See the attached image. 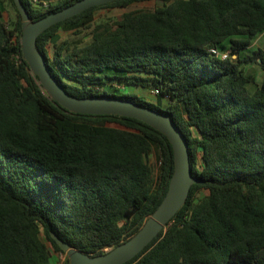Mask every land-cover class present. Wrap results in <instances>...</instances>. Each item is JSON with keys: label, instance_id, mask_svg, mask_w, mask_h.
<instances>
[{"label": "trees", "instance_id": "1", "mask_svg": "<svg viewBox=\"0 0 264 264\" xmlns=\"http://www.w3.org/2000/svg\"><path fill=\"white\" fill-rule=\"evenodd\" d=\"M7 1L14 17L6 22L0 7V264H52V252H65L51 233L104 254L164 198L172 146L134 118L72 113L53 101L23 57L21 17ZM76 1L21 0L32 21ZM139 1L91 7L36 40L68 94L149 107L186 140L198 182L165 230L124 264H264V0H153L152 10L130 9ZM116 7L120 17L93 21L95 11ZM60 29L91 39L60 41ZM247 65L259 67L260 81ZM134 87L158 93L149 100Z\"/></svg>", "mask_w": 264, "mask_h": 264}, {"label": "water", "instance_id": "2", "mask_svg": "<svg viewBox=\"0 0 264 264\" xmlns=\"http://www.w3.org/2000/svg\"><path fill=\"white\" fill-rule=\"evenodd\" d=\"M21 17V50L31 72L50 98L72 113L117 115L139 120L166 136L173 150V173L167 192L155 211L127 241L110 248L104 254L89 255L72 248L56 234L51 237L63 250L69 264H124L139 254L161 231L185 203L190 187L198 180L191 174L188 146L184 135L169 115L130 100L111 97L78 98L68 94L56 81L42 53L36 48L38 36L49 27L83 11L117 0H79L60 10L32 21L21 0H13Z\"/></svg>", "mask_w": 264, "mask_h": 264}, {"label": "rangeland", "instance_id": "3", "mask_svg": "<svg viewBox=\"0 0 264 264\" xmlns=\"http://www.w3.org/2000/svg\"><path fill=\"white\" fill-rule=\"evenodd\" d=\"M159 3L153 1V0H145V1H139V2H134L131 4L130 9H143V10H152L154 7L158 6ZM0 7L3 9V18L6 22H9L13 17H14V12L9 5L7 0H0ZM124 12L123 8H103L95 11L92 15L93 21H99L101 19H110V18H118L120 15ZM76 31H70V30H64L60 29L57 33V36L59 40H64V39H70V41H77L80 44H85L90 41V35L88 31H84L82 33H75ZM252 50V47H247L245 50L242 51L243 55L246 53H250ZM48 52L51 54L52 53V46L51 44L48 45ZM235 57V56H233ZM255 66V65H254ZM256 69V74L255 78L256 80L260 81L262 77V72H260L259 67L255 66ZM244 71L246 73L247 67L244 68ZM258 72V73H257ZM117 84H124L116 81ZM132 91H134L136 94H139L140 96L144 97L145 99L152 100L154 96L147 90V88H142V87H134L131 88ZM127 89L121 90V93H126ZM119 93V94H121ZM149 163L152 166L153 171L156 170V164L158 162V153L157 150H153L151 154L149 155ZM204 194V192H202ZM109 249H106V251ZM51 263L52 264H59L64 261L66 254L60 253V252H52L51 253Z\"/></svg>", "mask_w": 264, "mask_h": 264}, {"label": "built area", "instance_id": "4", "mask_svg": "<svg viewBox=\"0 0 264 264\" xmlns=\"http://www.w3.org/2000/svg\"><path fill=\"white\" fill-rule=\"evenodd\" d=\"M209 52L215 56H218L221 59H225L229 56V52L226 50H220L216 47L209 48ZM152 95H156L158 93L157 89L151 90L150 92Z\"/></svg>", "mask_w": 264, "mask_h": 264}, {"label": "crops", "instance_id": "5", "mask_svg": "<svg viewBox=\"0 0 264 264\" xmlns=\"http://www.w3.org/2000/svg\"><path fill=\"white\" fill-rule=\"evenodd\" d=\"M261 43H262V36L260 35V36H258V38L249 47H252L253 48V47L257 46V45H261ZM255 66L254 65H247L245 67H247V72L249 74H256V72H255L256 71ZM260 72H262V71L260 70Z\"/></svg>", "mask_w": 264, "mask_h": 264}]
</instances>
